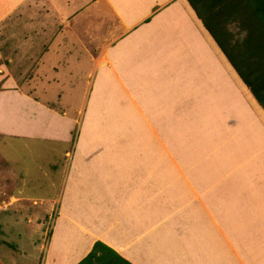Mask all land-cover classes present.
Returning <instances> with one entry per match:
<instances>
[{
    "label": "crops",
    "instance_id": "1",
    "mask_svg": "<svg viewBox=\"0 0 264 264\" xmlns=\"http://www.w3.org/2000/svg\"><path fill=\"white\" fill-rule=\"evenodd\" d=\"M26 1L0 0V20L4 18L3 14L7 13V9L18 3L21 6ZM35 2L40 4V7L30 2L31 6L23 9L26 14L28 11L33 13L32 21L25 26L21 24L18 31L24 35L35 31L34 37L37 36V39L43 42V53L40 56L60 58L77 52V56L85 58L87 56L85 49L65 50L67 40L71 42L84 40L80 34H85L86 31H81L80 25L84 27L85 22L91 23L92 20L97 22L99 31L101 25L107 23L108 25L110 23L111 28L99 37L100 43L94 54L93 88L96 89L99 99H93L89 105L92 107L93 101L96 102L92 107L96 110L95 119L94 122H87L89 106L85 107L79 123L75 151L73 150L69 155L65 181L68 184L66 200L69 206L65 212L68 213L69 210L82 225H77L75 228V222L71 224L68 221L71 218L68 214L66 224L70 225V228L67 232L77 230L79 233L94 237L72 264L88 252L96 238L102 239L106 244L129 257L134 264H138L142 255L132 251L131 246H127L128 250H125L124 246L118 244L120 242L118 239H124L122 233L125 232L127 237H124L130 239L133 236L139 246L141 243L137 241L147 231H150L149 239L153 234L156 236L162 234L158 239L164 241L167 249L182 247V250L178 251L177 263L199 264L200 261L201 264H209L198 259L195 248L200 245L197 239L200 243H205L203 246L207 245L208 238H212L208 235L211 230L206 226L203 227L201 219L197 217H211L213 214L201 204V208L195 211L187 209L186 206L181 207V203L180 208L174 210L153 203L154 201L152 203L157 207L152 208L150 207L152 203H148L160 199L172 200L175 204L189 199L207 202L211 193V179L200 181V178L190 176V173L184 169L186 167L183 163L189 164L192 160L188 163L184 162L183 150L175 143L176 137L181 138L182 120H186L182 115L187 116V119L194 116L193 120L197 116L194 107L192 111L189 108L182 113V104L188 102L187 99L183 101L182 98L197 99L198 91L201 90V94L206 96L198 103L205 105V102H208L209 107L215 109L214 104L226 101L230 91L240 92L239 101L242 108L239 109L250 120V125L246 128V135L252 136L248 138L250 141L248 148H251L254 157V170H259L256 172L254 193V212L257 214L264 210V206L258 202V200L261 203L264 201L262 191L264 109L187 0H36ZM42 4L49 8L44 15ZM34 24L36 29L27 27ZM228 28L235 33L238 40L248 35V32L240 30L234 21L229 23ZM257 38L261 39L258 36ZM55 62L62 65L66 60L61 62L55 59ZM0 70L4 71V74L0 75V80L4 79L6 88L0 92V132L17 135V138L23 139L48 140L47 142L53 140L62 144L68 142L71 138V129L76 122L75 118L60 116L57 113L54 104L50 102L49 91H43L44 97L41 96V99L36 100L27 89L24 91L23 86L16 89L14 79L8 76L7 69L0 68ZM36 82L38 81L32 76L27 83L24 82V87L28 88L26 84ZM203 85L207 86L208 90L202 88ZM213 91H216L214 95H212ZM209 95H212L210 99H208ZM210 104L213 106L211 107ZM208 112L206 109V114L202 115L207 126L206 136L208 139L212 137L216 149L223 150L225 140L222 137L225 139L227 137L229 141L234 138L228 137L224 131L225 118L219 119L220 124L224 125L219 129L216 125H211L214 119ZM164 120L168 122L165 124ZM123 122L131 126V129L125 135V143L119 146L116 138L121 134L117 129L122 127ZM56 124L59 127L55 131ZM125 147L128 149L130 147V150H124ZM178 149L180 150L177 151L179 154L176 158L174 155ZM68 150L67 148L66 152ZM139 152L142 159L139 162L144 165L140 171L135 172L139 162L134 158ZM154 161L158 164L152 165ZM197 163L193 161L189 170L201 168ZM156 166L158 172H152L151 175V170ZM164 170H167L171 177L166 178L168 174L164 176L160 173ZM170 195L172 197H169ZM259 204L261 206H258ZM176 216L185 217L182 222L185 226L190 224L191 228L186 227L179 231L177 228L182 222L175 220ZM58 217L59 215L57 220ZM114 220H116L115 227L111 225L115 223ZM106 223L109 224L103 226ZM63 226L62 231L66 232ZM117 234H121V237L116 238ZM123 248L124 250H121ZM147 255L154 256L153 262L157 258L158 263H163L165 260L174 264L168 252L163 250L161 252V250L148 249L145 256ZM49 260L52 264L53 261L50 258ZM255 260L253 263L246 261L238 264H262L264 254L255 255ZM59 261L58 257L56 264Z\"/></svg>",
    "mask_w": 264,
    "mask_h": 264
},
{
    "label": "rangeland",
    "instance_id": "2",
    "mask_svg": "<svg viewBox=\"0 0 264 264\" xmlns=\"http://www.w3.org/2000/svg\"><path fill=\"white\" fill-rule=\"evenodd\" d=\"M35 1L27 0L21 6L18 3L7 9L6 14H3L4 18L0 20V68L8 70V76L14 79L13 83L17 87L16 89L23 86L24 91L27 89L36 100L41 99V96L44 97L43 91H49L50 102L54 104L57 113L60 116L67 115L69 118H75L76 122L71 129V138L69 137V141L65 144L53 140L52 143L47 142L48 140L17 138V135L0 132V264H50L49 258L53 261L52 264H56L58 257L60 261L57 264H72L94 237L90 234L79 233L77 230L67 232L70 228V225L66 224V215L68 214L71 216L68 221L71 224L75 222V228L77 225H82L69 210L68 213L65 212L69 206L66 200L68 184L65 182L69 155L70 152L75 151L79 123L85 107L89 106L86 115L87 122H94L95 119L94 112L96 110L92 107L96 102L93 101L92 107L89 105L93 99H99V95L95 93L96 89L93 88L94 54L100 43L99 37L111 28L109 27L110 23L109 25L107 23L101 25L99 31L97 22H92V20L91 23L85 22L84 27L82 24L80 25L81 31H86L85 34H80L84 40L78 42L67 40L68 44H66L65 50L85 49L87 55L85 58L77 56V52L60 58L48 55L40 56L43 53V42L39 41L37 36L34 37L35 31L31 30L34 32H27L28 34L25 35L18 31L21 24L23 26L30 24L33 18V13L28 11L26 14L23 9L26 6H31V3L40 7V4ZM42 9L43 15L45 11L49 10L44 4H42ZM27 27L36 29L35 24L27 25ZM36 39L37 44L35 43ZM55 59L61 62L66 60V62L60 65L55 62ZM55 67L56 69H54ZM3 74L4 71L0 70V75ZM32 76L38 82L26 84L28 88H25L24 82L27 83ZM3 81L4 79L0 80V92L6 89ZM225 84L226 82L223 83L224 88ZM202 88L208 90L207 86L203 85ZM215 93L216 91H213L212 95ZM239 93L230 91V96L226 101L214 104L215 109H211L208 102H205V105L198 103L206 96L201 94V90L198 91L197 99L194 97L182 98L183 101L188 100L182 104V113L189 108L192 111L194 107L197 116L193 120L194 116L187 119V116L182 115V118L187 121L182 120L181 138L176 137L175 143L183 150L184 162L196 161L198 162L197 166L201 167L189 170L192 162L183 163L186 167L184 169L190 173V176H196L200 178V181H204L206 178L211 179V193L207 202L196 199L182 200L176 204L172 200L161 199L148 202L151 204L154 201L153 203L173 210L180 208V203L181 207L186 206L187 209L195 211L199 210L202 205L213 214L211 217H197L201 219L203 227L206 226L211 230V233L208 232V235L212 236V238H208L210 242L208 240L207 245L203 246L205 243H200L197 239L200 245L195 248L198 259L207 261L209 264H238L246 261L253 263L256 261L255 255L264 254V210L259 211L258 214L254 212L256 172L259 170H254V157L251 148H248V143H250L248 138L252 136L246 135V128L250 125V120L240 111L242 107L240 108ZM212 95H209L208 99ZM206 109L214 119L211 125H216L219 129L225 125L227 128L224 127V131L227 136L234 138L230 142L227 137L226 139L222 137L225 140L223 150L216 149L212 137L208 139L206 136V121L202 119V115L206 114ZM221 118H225L223 126L220 124L219 119ZM167 122L168 120L163 121L165 124ZM58 127V124L54 125V130L56 131ZM129 129L131 126H128L126 122H123L122 127L117 129L121 134L116 138V143L119 146L125 143V135ZM218 138L221 140L220 137ZM245 139L247 140L244 141ZM67 148L68 152H66ZM123 149L130 150V147ZM180 149L175 152L176 158L179 154L177 151ZM139 154L140 152L135 156V161L142 160ZM151 164L157 165L158 163L154 161ZM137 165L135 172L140 171L144 164L139 162ZM158 170V166H156L151 170V175L152 172L156 173ZM160 173L164 176L168 174L166 178L171 177L167 170ZM262 191L264 192V186ZM258 202L264 206V201L261 203L258 200ZM153 203L150 207L156 208L157 205ZM260 204L258 206H261ZM57 215H59L58 220ZM174 219L180 223L185 217L176 216ZM61 221H64L63 227L66 232L62 231L55 240ZM114 222L111 224L113 227L116 225V220ZM102 224L104 223L102 222ZM107 224L109 223L103 226ZM186 227L191 228L190 224L185 226V223L182 222L177 229L181 231ZM197 228L199 229L200 226L198 225ZM149 234L150 231L145 232L143 237L137 241L141 243L137 246L133 236L127 239L124 232L122 233L124 239H118L120 241L118 244L124 246L125 250H128L127 246H131L132 251L142 255L138 264L151 262L152 264H170L165 260L163 263H158L157 258L153 262L152 257L154 256H145L148 249L168 252V256L174 264H181L177 261L179 259L178 251L182 250V247L167 249L164 246V241L158 239L162 234L158 236L153 234L150 239ZM120 237L121 234L116 235V238ZM199 264H201L200 261Z\"/></svg>",
    "mask_w": 264,
    "mask_h": 264
},
{
    "label": "trees",
    "instance_id": "3",
    "mask_svg": "<svg viewBox=\"0 0 264 264\" xmlns=\"http://www.w3.org/2000/svg\"><path fill=\"white\" fill-rule=\"evenodd\" d=\"M187 1L264 109V0ZM232 21L240 30L248 32L244 39H236L228 28ZM101 240L96 238L75 264H134L121 251Z\"/></svg>",
    "mask_w": 264,
    "mask_h": 264
},
{
    "label": "bare ground",
    "instance_id": "4",
    "mask_svg": "<svg viewBox=\"0 0 264 264\" xmlns=\"http://www.w3.org/2000/svg\"><path fill=\"white\" fill-rule=\"evenodd\" d=\"M96 93V92H95ZM96 97V96H95ZM61 219V218H60ZM59 228H58V230H57V233H56V239L55 240H57V235H60L61 234V232H62V226H63V221H61L60 223H59ZM56 242V241H55Z\"/></svg>",
    "mask_w": 264,
    "mask_h": 264
}]
</instances>
